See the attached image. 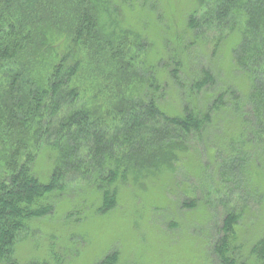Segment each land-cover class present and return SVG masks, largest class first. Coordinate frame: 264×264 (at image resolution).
<instances>
[{
  "label": "trees",
  "instance_id": "1",
  "mask_svg": "<svg viewBox=\"0 0 264 264\" xmlns=\"http://www.w3.org/2000/svg\"><path fill=\"white\" fill-rule=\"evenodd\" d=\"M38 1L44 0H0V69L11 62L17 67L8 71L11 80L5 91L0 92V264L67 262L66 252L50 250L49 257L20 263L16 258L15 241L20 232L27 230L31 219L52 210L43 203V197L53 191L65 194L63 179L67 172L77 168L76 153L81 146L87 147V156L95 162L91 180L100 192L98 212L101 213L115 206L119 182H125L131 173L149 176L162 166L171 167L180 154L196 148L195 144H189L193 141L188 140L189 137L199 140L206 128L215 126L220 112L231 111L238 120V134L236 138L229 137L228 142L240 141V154L235 158L227 157L229 167H235L236 163L241 166L242 157L254 154L260 161L264 159L261 137L264 136V0H197L184 24L185 31L193 37L188 43L195 42L197 36L211 26L239 33L231 49L232 67L234 65L236 71L248 78L250 90L247 93L239 95L236 88L228 85L201 106L196 99L214 87L213 73L207 69H201L198 76L195 73L187 91L177 76L183 57L166 47V54L170 53L168 58L161 56L155 63L147 59L148 68L144 73L135 72L138 73L137 84L128 92L117 90L113 114L106 112L112 120L119 117L112 133L106 116L101 114L104 113L100 111L101 106L83 103L57 118L52 134L49 132L53 118L63 108L72 106L80 95L75 76L82 63V47L99 52L107 45L115 84L125 85L123 74L131 66L129 60L124 59L126 39L137 32L122 27L120 13L111 0H48L50 3L60 1L67 7L69 16L59 21ZM123 1L130 4L129 0ZM203 5L208 11L200 16L197 13ZM223 38L219 36L217 40ZM58 40L61 50L56 56L53 59L44 56ZM142 40L145 41L143 36ZM143 41L139 39L140 47L147 46ZM41 62L45 71L38 73L33 65ZM164 72L179 91L181 112L167 109L165 103L170 88L166 87L169 82H161ZM19 81L20 87L16 85ZM245 102L251 104L257 124V129H252V139L262 141V144L256 141L248 150H243L246 149L244 137L248 134L246 127L251 122L245 119ZM40 142H43L40 151L52 164L44 182L27 167ZM238 149L235 147L234 151ZM222 175H226L225 170ZM236 183L240 188V182ZM245 193L249 192L245 190ZM238 219L234 210L224 215L218 236L209 242L213 258L217 264H264V236L253 242L245 253L240 250L242 245L234 244ZM118 261L119 250L112 249L96 264H118Z\"/></svg>",
  "mask_w": 264,
  "mask_h": 264
},
{
  "label": "rangeland",
  "instance_id": "2",
  "mask_svg": "<svg viewBox=\"0 0 264 264\" xmlns=\"http://www.w3.org/2000/svg\"><path fill=\"white\" fill-rule=\"evenodd\" d=\"M111 1L120 13L122 27H129L139 34L132 33L126 39L124 59L129 60L131 65L123 74L126 84H115L117 81L114 67L108 61L107 45L99 52L82 47V63L75 76L80 95L72 106L63 108L53 118L49 134L53 133L52 126L57 118L83 103L101 106L100 111L104 112L101 114L106 116L112 133L119 117L112 120L106 112L113 114L117 90L128 92L132 89L138 82V73L148 68L147 59L155 63L161 56L168 58V47L183 57L177 76L187 91L195 73L198 76L201 69L213 73L214 87L206 94H199L196 99L201 106L208 104L213 98L211 95L228 85L236 88L239 95L250 90L248 78L236 71L234 65L232 67L231 49L238 40L237 31L229 33L226 28L217 30L211 26L209 30H204L203 35L197 36L195 42L188 43L193 37L185 31L184 24L197 0H129L130 4L123 0ZM38 2L46 6L57 21L69 16L67 7L60 1ZM204 5L197 13L200 16L208 11ZM54 31L58 35V31ZM219 36L225 38L218 41ZM139 39L148 43L147 46L140 47ZM59 42L50 47L44 56L53 59L61 50ZM15 68L16 63L13 62L1 66V93L11 80L8 71ZM33 69L43 73L45 65L42 62L34 64ZM161 77L162 83L166 81L170 85H166L170 88L165 103L169 107L167 109L181 112L178 89L167 78V72ZM16 85L20 87L22 84L19 81ZM243 104L245 119L251 121L246 127L247 136H243L246 148L243 150H248L257 141L256 138L253 141L251 134L252 129H257V124L252 116L251 104ZM232 114L231 111L220 112L215 126L206 128L199 140L189 137L188 140H193L189 144H195L196 148L180 154L178 160L173 161V167L162 166L149 176L131 173L125 182H119L115 206L104 213L98 212L100 192L91 180L95 162L87 156V147L81 146L76 153L79 165L64 176L65 194L62 196L60 192L53 191L43 197V203L50 205L52 210L42 217L31 219L27 230L17 235L18 261L22 263L31 258L49 257L47 253L50 250H61L66 252L65 264H96L106 253L116 249L119 250L118 264H217L209 242L218 236V227L230 210L236 211L239 217L234 227L237 239L234 244L242 245L243 248L239 249L244 253L248 251L253 242L264 236V159L260 161L254 154L242 157L241 166L236 163L235 167H229L227 157L240 154V141L232 139L228 142L231 140L229 137L236 138L238 134V120ZM261 137L264 141V136ZM257 142L262 144V141ZM248 143L251 146L247 147ZM235 147L239 148L238 152L234 151ZM42 148L43 142H40L37 152L32 153L33 161H28L27 167L44 182L52 164L40 151ZM222 170H225V176ZM236 181L240 182V188L236 187ZM245 190L249 193L246 194Z\"/></svg>",
  "mask_w": 264,
  "mask_h": 264
}]
</instances>
